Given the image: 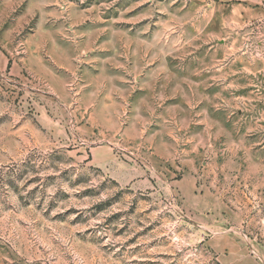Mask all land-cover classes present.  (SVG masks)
I'll return each mask as SVG.
<instances>
[{
	"label": "rangeland",
	"instance_id": "rangeland-1",
	"mask_svg": "<svg viewBox=\"0 0 264 264\" xmlns=\"http://www.w3.org/2000/svg\"><path fill=\"white\" fill-rule=\"evenodd\" d=\"M0 264H264V0H0Z\"/></svg>",
	"mask_w": 264,
	"mask_h": 264
}]
</instances>
